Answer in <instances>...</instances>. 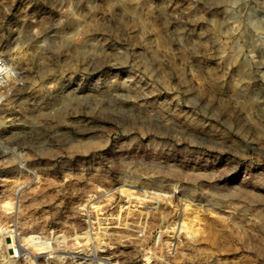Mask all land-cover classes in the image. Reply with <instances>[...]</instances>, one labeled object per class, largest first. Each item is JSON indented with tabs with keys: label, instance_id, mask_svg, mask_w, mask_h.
I'll use <instances>...</instances> for the list:
<instances>
[{
	"label": "rangeland",
	"instance_id": "obj_1",
	"mask_svg": "<svg viewBox=\"0 0 264 264\" xmlns=\"http://www.w3.org/2000/svg\"><path fill=\"white\" fill-rule=\"evenodd\" d=\"M1 64L0 264H264V0H0Z\"/></svg>",
	"mask_w": 264,
	"mask_h": 264
},
{
	"label": "built area",
	"instance_id": "obj_2",
	"mask_svg": "<svg viewBox=\"0 0 264 264\" xmlns=\"http://www.w3.org/2000/svg\"><path fill=\"white\" fill-rule=\"evenodd\" d=\"M5 73H7V71H6L5 67H4V64H1V65H0V84H1V81H2V79H3L4 75H5ZM14 255H15L16 257L19 256V252H18L17 249L14 250Z\"/></svg>",
	"mask_w": 264,
	"mask_h": 264
},
{
	"label": "bare ground",
	"instance_id": "obj_3",
	"mask_svg": "<svg viewBox=\"0 0 264 264\" xmlns=\"http://www.w3.org/2000/svg\"><path fill=\"white\" fill-rule=\"evenodd\" d=\"M4 236V235H3ZM8 237H11V241H10V243H12L13 242V239H12V235L10 234ZM40 236H37V235H35V234H31V235H28V236H26L25 238L26 239H32V240H34V239H37V238H39ZM97 257V256H96Z\"/></svg>",
	"mask_w": 264,
	"mask_h": 264
}]
</instances>
